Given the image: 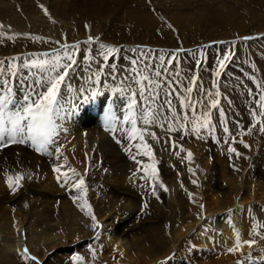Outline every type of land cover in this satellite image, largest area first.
<instances>
[{
	"label": "rangeland",
	"instance_id": "obj_1",
	"mask_svg": "<svg viewBox=\"0 0 264 264\" xmlns=\"http://www.w3.org/2000/svg\"><path fill=\"white\" fill-rule=\"evenodd\" d=\"M44 9L48 10V15L45 14ZM0 33H3V38H0V61H5L4 65H0V73L7 69L17 71L15 70L17 68L12 66L14 63L21 68L14 76L17 80V95L26 91L25 86L27 84L39 81L34 75V68L22 69L23 66H28V63L33 59L51 58L56 53L62 54L65 45L69 46L68 50L71 51V46L77 44L79 45L77 64L66 80L70 83H66L63 88L62 97H68V94L73 96L79 92L77 85L79 84V77L83 73L86 76L85 90L88 93L95 88L102 89L103 94L100 95L102 98L100 102L103 107L106 105L105 97L108 98L113 93L117 98L115 108L120 109L124 106L125 100L120 98V95L113 92L112 89L123 87L121 81L129 75L132 68L130 61L136 59L139 66L143 67L144 60H147L150 66L159 67L158 57L161 55L165 57V60L170 59L172 55L177 56L178 62H174V65L170 67L174 66L179 70L180 81L183 83L180 84L179 81L177 83L181 89L188 84V79L192 77L194 72L200 77L199 83L213 93L216 89L211 87L212 82L218 80L221 107L225 111V121L231 135L223 131L224 125L220 123L219 113L215 111L213 112V123L216 125L214 138L203 134V139H197L195 135H185L181 139L182 134L180 132L168 133L158 125L149 128V131L154 132L159 138V141L148 139V143L154 150V158L158 164L157 170L161 164L173 165L177 166L175 172L177 168L180 169V175L177 178L170 176L161 179L160 182L165 185L167 191L157 185L155 196L151 192V181L145 176L139 179L140 181L135 186L143 187L144 194L140 195L141 198L139 197L138 207L145 204L147 207H143L146 208L145 214L142 216L140 214V217L136 219L137 221L135 220L133 223L139 222L146 216L150 219L157 217L164 213L162 211L174 214L172 211L175 209V214L171 216V221L175 224L171 228L169 223L168 226L166 225V228L170 229L169 232L165 230L168 235L174 234L176 232H173L174 230L178 231L181 227H187L191 223H193L194 228L191 226L190 230L193 231L197 228L194 224L198 222V217H200L198 223L205 224L204 221H206V224H209L210 218L204 220V207H200L206 204L204 203L206 197L202 196L204 192L199 196L191 174L189 175L185 171L191 163L187 157L189 151L196 153L200 159L197 171H195L199 177L208 176L209 173H216L217 176H220L222 173L223 178L220 182L212 180L214 184L212 183L211 187L213 186L214 195L219 197L231 195L232 200L235 201V192H239L240 189L235 186L236 189L232 187L231 190L228 184L237 182L239 177L249 168L252 160L255 161L253 177L255 176L260 181L261 187L264 186V133H260L257 126L251 135H241V132L250 127L253 122L251 112L257 111L255 108L256 101L261 92L264 91L260 87L261 84H264V0H0ZM10 36L14 38L7 39ZM89 37L93 38L92 43L88 42ZM99 43L120 49L115 60L109 61V64L116 63L119 69L115 80L108 75L111 69L108 65L103 64L102 57L98 55ZM228 53H232V59L227 63L226 70L221 77L217 78L215 72L219 60ZM44 54H48L47 57ZM88 55L93 56L94 59L89 61L86 59ZM200 61H203L202 67L199 66ZM98 70L103 72L99 87L93 83L95 73ZM25 71H27L25 75L29 76L28 78L23 76ZM167 78L174 79V77ZM192 96L195 100H204L203 95L197 92H193ZM120 114L122 115V113ZM102 117L105 119L104 114ZM60 122L62 123V121ZM109 134L110 132L106 133L107 136ZM169 137H172L177 145L182 146L184 151H181L180 147L173 149ZM233 138H235V143L232 142ZM225 140L228 143H225ZM240 140L250 145V148H245L239 142ZM62 147L64 148V144ZM229 147L235 148L241 155L237 157L235 153H229ZM207 150L209 159L213 162V168L210 165L209 167L204 166L205 162L202 159L205 158ZM126 159L124 158L127 163L133 161ZM166 161L167 163H165ZM148 162L151 163V161ZM116 163L91 161L87 169L80 159L69 163L57 175L61 178L64 172H68L71 176L69 169L75 168L80 175L84 176L86 188L89 184L93 193L100 194L99 188L103 187L106 180L128 178L126 175L128 172L122 171L120 165L118 166ZM141 172L142 170H135L131 175H128L133 176L134 173L136 175ZM3 182L4 185L7 184L6 179ZM234 184L236 185V183ZM208 186L209 184L204 182L201 184V190H207ZM220 187L222 188L220 189ZM189 193L192 194V198L189 197ZM206 199L210 202L209 205L207 204L209 207L218 205L215 197L209 195ZM7 206L8 209L0 210V262L34 264L30 260H23L20 252L12 251L15 248L14 245L19 242L22 243L21 240L18 241L12 237L14 234L10 235L17 223L14 216H20L26 222L25 242L29 245L31 242L33 244L31 249H38L37 252H41L39 259L41 261L44 259V264H79L84 261L83 254L79 252L72 255L69 250L80 249L85 251L96 242L95 234L99 232L100 227L93 230L89 229L86 234L81 233L79 236L74 234L73 238L69 240L66 236L62 240L56 238L53 241V246H48V244L43 243L45 233L49 237L51 235L58 236L57 232L61 227L53 226L57 223L56 213L49 211L44 213L39 209H34L31 213L18 207L19 205ZM240 206L243 210L241 215L244 223L246 222L245 225L251 224V227L252 224L256 223V227L264 235V201L260 203L244 201L241 202ZM100 207L103 208L101 205ZM229 207L232 208V204ZM235 208L237 207L233 203V209ZM20 210H22L21 215L16 214ZM85 215L84 219H81L83 225L84 221L85 223L92 222L91 215L87 213ZM193 216H195V222L191 221L194 219ZM210 217H212L211 221H216L220 220L222 215L215 213ZM78 227L73 225L71 229L73 232H77L79 231ZM64 233L69 232L64 230ZM195 233L196 230L189 236H181V238L184 239L185 237L186 239L183 241L181 238H175L174 242L170 243L171 247L164 250V254L161 255L163 261L160 260V263L157 264H165L167 259L173 256L177 257L180 254L183 256L182 253L193 258L196 264H201L203 261H215L219 257L218 255L205 254L191 242ZM185 234L188 235L189 233L185 232L183 235ZM154 238L157 239V237ZM252 239H255L256 243L264 242V238L261 236L253 235ZM191 244L198 251L197 249L190 250ZM146 245L148 250H153L149 242ZM262 245L264 247V244ZM262 247L256 250V257L254 256L255 259L250 262L251 264H259L262 259L264 260ZM31 249L30 251L34 255L35 252ZM107 256L111 260L113 259L114 263L111 264H117L114 261V255ZM247 256L242 260L247 262ZM76 257L81 259L77 261ZM132 257L133 260L140 258L138 262H133V264H155L154 261L145 259L147 257L144 255H133ZM120 264L132 263L123 261ZM225 264L228 262L226 261Z\"/></svg>",
	"mask_w": 264,
	"mask_h": 264
},
{
	"label": "bare ground",
	"instance_id": "obj_2",
	"mask_svg": "<svg viewBox=\"0 0 264 264\" xmlns=\"http://www.w3.org/2000/svg\"><path fill=\"white\" fill-rule=\"evenodd\" d=\"M26 72L27 71H25L23 74L24 78L29 77L25 75ZM42 75L44 76V73H42ZM36 76L37 78L39 77V75ZM28 80L31 81V79ZM38 80L40 79L38 78ZM12 81L17 86L16 78H13ZM87 81L89 83V80ZM77 89L79 90V92L76 91V95L69 96L68 94V97H63L61 101L62 105L64 106V109L61 113V115L64 116L62 124L66 131H61L60 136L58 137L62 153L60 161H55L54 158L42 156L36 153L27 145L17 144L0 150V210L8 209L7 205H19L18 207H21L26 212L33 213L34 209H39V211H43L44 213L48 211L54 212V214L56 213L55 219L57 223H55L53 226L58 228L61 226L60 230L57 232L58 236L51 235L50 238L49 236H47V233H45V241L43 242L46 245L48 244V246H53V241L56 238L62 240L66 236L69 240L70 238H73L74 234H77L79 236L81 235V233L86 234L89 229H95L93 227V221L91 223H85L84 221L83 225V221L81 220L86 216L85 214L88 212V206H90L91 213L96 217L100 228L99 232L95 234V244L90 245L91 247L88 250H69L72 255L79 252L83 254L84 261L79 264L114 263L112 261L113 259L111 260L107 255H114V261L117 264H120L123 261H128L132 264L133 262H138L140 258L138 260H133V255H144V257H147L145 259H148V261H154V263L157 264L160 263V260L163 261L161 255L164 254V250L171 247L170 243L175 238L179 239L181 238V236H189L195 230L196 233L194 234V238L191 239V242L194 245H197L198 249L201 252L205 254H216L219 256L215 261H209L211 263L203 261L201 264H225L226 261L228 262V264H236L237 261L242 260L249 253H251L253 257H256V250L262 247V244H264V242H258L251 248L245 245L242 249L235 253H231L228 251V249L234 247L236 233L240 234V238L242 240H251V238H253V235L257 236L254 234L256 231L260 232V230L256 227V223L252 224L251 227V224L245 225L246 222L244 223L241 215V212L243 210L240 206L241 202L244 201H252V203H260L264 201V186L261 187L260 181H258L255 176L253 177V172L255 171V161L253 162L252 160V163L250 162L249 168L243 173L242 176L239 177L237 182H231L228 184V187L230 189L232 187L236 189L237 187V189H240L241 191L237 193L235 192L236 197L234 195L235 201H233L231 195H225L224 197L214 195L215 192L213 191V186L211 187L213 183L212 180H215L214 182H220L223 178L221 172L220 176H217L216 173H209L208 176L199 177V175L195 171H197V166L200 159L197 154L193 152L191 163L187 166V169L185 171L189 175L191 174V178L193 181L195 178V186L198 189L199 196L202 192H204L202 194V196L204 195V198H207V196L211 195V197H215L216 203L218 204L209 207L208 205L210 204V202H208L205 198L204 203L206 204L204 205L203 214L205 218L204 220L210 218L209 224H206V221L204 220L203 221L205 222V224L198 223L200 222V217L197 216L199 218L197 220L198 222L194 224V226H197V228L193 229V231L190 230L193 227V223H189L190 225L187 226L188 228L181 227L178 231L174 230L173 232H176L174 234L172 233L173 235L171 233L170 235H168L165 230L169 232L170 229H167L168 227L166 228V225L169 223L171 228L175 224L171 221V216L175 214V209H173L172 211L174 214L170 212L165 213V211L161 210L164 213H161L157 217L150 219V217L146 216L139 222L133 223L140 217V214L142 216L146 211V208H143L144 205L138 207L139 197L141 194H144V188L140 187V185L135 186L137 182L140 181L139 179L145 176L144 171L142 170V165H137L135 161H131L129 163L125 162L124 158H130L125 152L124 147H122V145H118L113 138L110 139L112 137L111 133L108 136L106 135L108 131H105V119L102 116L103 114H106L107 109L105 112H103L105 107L102 106L100 100L98 101V104H101V106L95 107L93 104V100H89L86 103L85 100L81 98V89H86V76L83 75V73H81L79 77V84L77 85ZM116 93L120 95L118 92ZM24 94L25 92H22L21 95H16L14 99L18 103L22 104V97L24 96ZM97 99L102 98L98 96ZM116 101L117 98L113 95V100L111 102L112 107L117 106ZM85 110H87V115L84 119H81V117L85 114ZM117 136L121 138L123 145H128L129 141L124 137L123 133H117ZM63 144L64 148L62 147ZM132 151L133 153H135L134 148L132 149ZM205 153L207 154L204 156L205 158L202 159L205 162L204 166L209 167L210 165L213 168V162L209 159L208 150ZM64 157H67V165H65L63 168L68 166L69 163L71 164V162H74L76 160L78 161L80 159L84 164L83 166H85V168L87 169L91 161H105L114 163L117 162L118 166L120 165L122 171L126 170L128 172L126 173L128 178L122 177L106 180V183H104L103 187L99 188L100 194L97 192L96 194L93 193V190H90L91 188L88 184L87 193L84 197V199L87 200V205H85L84 200L82 199L73 201V195L80 194L77 193L75 189H72L70 184L61 187V183H63L64 181L63 174L59 182L56 178L58 177V175L53 171V167L56 163L62 164ZM137 159L141 160L144 164L149 163V160L146 159V157L137 156ZM165 163H167V161ZM159 166H161L160 170ZM159 166L157 170L159 173V181H161V179L163 178H169L170 176L173 178H177V176L180 175V169L177 168V171L175 172L177 166L172 165V167L166 164H161ZM138 168H141L142 170L140 174L138 173L136 175L129 176ZM190 168L193 170L192 172L189 171ZM17 171L24 172L26 174V178L22 182V186L15 193H13L11 189L7 188V184H3V181H5L6 179V172L10 175H14ZM78 178L79 177H77V179ZM204 182L209 184V186L206 188L207 190L202 191L201 184H203ZM234 183H236V185ZM132 184L134 185L133 187ZM198 185H200V187H198ZM221 188L222 187H220V189ZM232 202L236 205L237 208L233 209ZM231 204L232 208L229 207ZM100 205L103 208H101ZM21 211L22 210H20L19 213L16 214L21 215ZM215 213H220L222 215V218L220 220L211 221L212 217L210 216H213ZM14 217L18 224L16 223L14 225L13 233L11 231L12 229L10 230V235L14 234V236L12 237L17 239L18 241L21 240L22 243L19 242L14 245L13 247L15 248H11L12 251L20 252V255L24 257L22 255V252L23 248L26 247L29 250V255L36 256L39 259V254H41V252L38 253V249L32 250L31 248L33 247L31 246L33 244L31 242L30 245L29 243L26 244L25 242V234H27V231H25L26 222L20 216ZM192 218L194 219H192L191 221L195 222V216H193ZM73 225L79 226V231L73 232V229H71V226ZM64 230H67V232L69 233H64ZM185 232H188L189 234L183 235ZM260 233L262 236V232ZM154 237H157V239H155ZM184 239L181 238L182 241ZM147 242L151 244L150 246H152L153 250H148V246L146 245ZM83 246L81 247L84 248ZM30 249L35 252L34 255L31 253ZM261 249H264V247H262ZM214 250L216 252H213ZM180 255H177V257L173 256L167 259L165 264H196L193 258L186 256L184 253H182L183 256ZM158 257H160L161 259ZM72 260L74 261L75 259L73 258ZM39 261H41V259H39ZM42 261L44 264V259ZM142 261L145 262V260ZM0 264L7 263L0 262ZM245 264L251 263L247 261L245 262ZM259 264H264V260L262 259Z\"/></svg>",
	"mask_w": 264,
	"mask_h": 264
},
{
	"label": "snow or ice",
	"instance_id": "obj_3",
	"mask_svg": "<svg viewBox=\"0 0 264 264\" xmlns=\"http://www.w3.org/2000/svg\"><path fill=\"white\" fill-rule=\"evenodd\" d=\"M44 11L48 15V10L44 9ZM0 38H3V33H0ZM13 38L11 36L7 37L9 40ZM96 39L98 40V38ZM88 42L92 43L93 38L89 37ZM68 48L69 46L65 45L62 54L56 53L51 58L33 59L28 63V66L44 73V76L39 81H34L32 84L25 86L26 91L22 97V104L14 99V90L11 84L6 85V93L0 96V150L10 145H27L42 156L60 161L62 153L58 137L61 131H66L63 124L60 123L64 120V116L61 115L64 109L61 103L63 99L62 90L66 86V80L70 72L74 71L79 56L78 44L72 45L71 51ZM119 52V48L99 43L98 55L102 57L103 64L108 65L111 69L108 75L114 80L117 78L116 73L119 69L116 63L109 64V61H114ZM44 55L47 57L48 54ZM86 59L91 61L94 57L88 55ZM158 59L160 61L159 67L150 66L147 60H144L143 67L139 66L136 59L130 61L132 68L129 75L121 81L123 87L112 89L113 92L120 94V98L125 100L124 106L120 109L114 106L109 107L104 120L105 131L110 132L115 142L124 147L130 159L135 161L137 165H142L145 176L151 181L150 188L154 196L156 195L157 185L165 191H167V188L159 181L154 150L148 143L149 138L154 141H159V138L154 132L149 131V128L158 125L168 133L180 132L182 134L181 139L185 135H195L197 139H203V134L214 138L216 125L213 123V112L215 111L219 113L220 123L224 125L223 131L231 135L225 121V111L221 107V92L218 80L212 82L211 87L216 89L213 93L199 83L200 77L194 72L192 77L188 79V84L181 89L177 83L178 81L180 84L183 83V81H180L181 74L174 66L170 67L174 65V62H178L177 56L172 55L170 59L165 60V57L161 55ZM231 59L232 53H228L219 60L215 72L217 78L221 77ZM4 64L5 61H0V65ZM12 66L16 67V65ZM199 66H203V61H200ZM102 74V70L95 73V84H100ZM167 77H174V79ZM260 87L264 89V84H261ZM193 92L202 94L204 100H195L192 96ZM81 93V98L86 103L103 94L99 88L93 89L90 93L81 89ZM255 108L257 111L251 112L253 122L250 127L241 132V135H251L253 129L257 126L259 132L264 133V91L259 95ZM118 113H122V115ZM86 115L87 110H85V114L81 119H84ZM117 133L124 134V137L129 141L128 145L122 144V140L117 136ZM169 140L172 141L173 149L180 147V150L184 151L183 147L177 145L172 137H169ZM224 142L228 143L227 140ZM232 142L235 143V138ZM239 142L245 148H250V145L243 140ZM133 148L136 150L135 153L132 151ZM228 152L235 153L237 157L241 155L233 147H229ZM137 156L146 157L151 163L144 164L137 159ZM187 157L191 161L193 154L189 151ZM65 165H67V157L63 158L62 164L56 163L53 171L61 173ZM140 170L141 168L137 169V171ZM236 170L239 171V169ZM69 171L71 176L68 172L63 173L64 181L61 183V187L70 184L71 188L80 194L73 195V201L82 199L84 204L87 205V200L84 199L87 193L84 176L80 175L75 168H70ZM189 171L192 172L193 170L190 168ZM5 177L8 188L15 193L22 186L26 174L17 171L14 175H10L6 172ZM77 177L79 178L77 179ZM57 179L59 182V175ZM193 183H196V181H193ZM189 197L192 198L191 193H189ZM144 207H147V204ZM200 207L203 208L204 206L201 205ZM87 214L91 215L93 227H100L96 217L91 213L90 206H88ZM254 234L261 236L259 231ZM261 238H264V236H261ZM255 244V239L242 240L240 234L236 233L234 247L228 249V251L235 253L245 245L251 248ZM22 255L34 264H40L36 256L29 255V250L26 247L23 249ZM75 259L79 261L81 258L76 257ZM254 259L249 253L247 260L253 262ZM238 264H245V261L241 260Z\"/></svg>",
	"mask_w": 264,
	"mask_h": 264
}]
</instances>
